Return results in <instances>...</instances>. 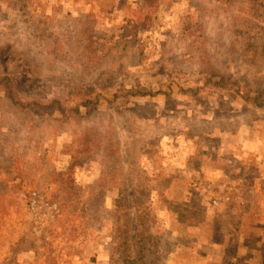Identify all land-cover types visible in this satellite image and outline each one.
Segmentation results:
<instances>
[{
	"label": "rangeland",
	"instance_id": "obj_1",
	"mask_svg": "<svg viewBox=\"0 0 264 264\" xmlns=\"http://www.w3.org/2000/svg\"><path fill=\"white\" fill-rule=\"evenodd\" d=\"M1 48L111 75L30 111L0 81V264H264V0H0Z\"/></svg>",
	"mask_w": 264,
	"mask_h": 264
},
{
	"label": "trees",
	"instance_id": "obj_2",
	"mask_svg": "<svg viewBox=\"0 0 264 264\" xmlns=\"http://www.w3.org/2000/svg\"><path fill=\"white\" fill-rule=\"evenodd\" d=\"M21 54L22 52L20 53V51L12 49L9 56H6L3 51V48H1L0 81L4 82L7 86L10 87V93L12 94V97H15L12 102H14V104L18 105V107L25 111H30L32 104L34 103L35 105V102H38L40 97L44 98H41V100H47L51 102L56 101V99L60 98L65 101L75 100L78 106H90L92 102H94V99H92V97L94 94L95 85L98 84L101 79L103 81L106 79V77H109L111 75V72L104 71L99 75L97 74L96 76L91 77L86 82L72 83L65 76L51 73H43L41 69H39L36 64L33 63L31 60L28 61L24 58L21 59ZM203 77H205L204 80L207 81L210 80L212 76L209 75V73H205ZM221 82L224 86L232 85V82L228 78H220L214 84L221 85ZM235 84L237 86V90L238 84ZM133 87H135L134 84L132 88ZM186 90L192 92V94L195 95L198 94L201 89L197 86H188L187 88L183 89L184 92H186ZM147 92L148 91L145 92L142 91L141 88H139L136 89L134 93V96H136V98H130L129 93L124 94L122 92L116 93L115 96H125L126 99L123 103L125 109L129 111L134 117H141L146 119L159 118L161 115H168L170 111L174 110V106L176 104H182L178 98L170 94L172 96L170 99V109L159 111L160 108L156 106L157 104L151 102L149 99H146L145 101H140L141 98H144L146 96V94H149ZM51 93L52 96L49 97L48 94ZM17 94H19L18 97L16 96ZM36 95H38L39 97H37ZM26 97H29V99L32 98V101H28L27 99H25ZM244 98H249V101L252 99V103L257 104L255 101L257 99V96H251L247 94ZM26 100L28 102L24 104ZM78 106L75 109L76 111ZM122 193L123 192L121 189L120 197H125L126 194ZM135 195L136 193H133L131 197L129 195L126 196V201L128 200L129 204L131 205V208L135 204L134 202H132V198H134ZM128 215L129 216H127V218L129 220V237L131 238V241L136 240L134 243H137V232L139 230V226L137 225V217L139 215L135 212L132 213L131 210H129ZM133 217L136 218V220H134ZM136 247L137 244L131 245V249L133 250Z\"/></svg>",
	"mask_w": 264,
	"mask_h": 264
}]
</instances>
